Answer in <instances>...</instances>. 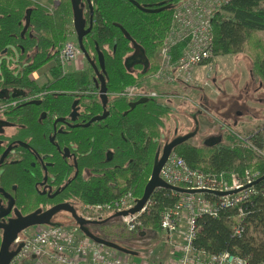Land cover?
I'll return each mask as SVG.
<instances>
[{"label": "trees", "instance_id": "16d2710c", "mask_svg": "<svg viewBox=\"0 0 264 264\" xmlns=\"http://www.w3.org/2000/svg\"><path fill=\"white\" fill-rule=\"evenodd\" d=\"M134 1L150 8L166 5L170 7L156 12H145L129 0H94L93 27L83 38L90 56H97L96 43L104 54L106 85L110 96L126 85L137 84L144 76L141 66L136 65L133 69L125 67L124 59L133 52V47L118 26H122L143 47L151 63L149 70L154 69V54L158 42L169 25L172 8L178 0ZM160 2L163 5L159 6ZM44 4L53 5V11H49ZM27 9H31L29 25L21 36ZM71 23L70 0H0L1 84L25 87L31 95L37 93L40 89L30 75L57 58L58 46L65 39V27ZM262 33L264 34V0H232L214 18V55L246 52L252 59L254 74L264 83ZM50 71L52 80L45 85L46 88L72 92L94 88L87 70L63 74L58 66ZM75 96L76 94L73 97ZM71 98L64 101L61 108L71 104ZM109 100V115L106 119L96 122L93 128H86L89 140L87 143L81 141L80 146L83 151L90 150L91 154L90 159L82 160L80 166L102 167L100 161H104V152L112 149L115 152L114 157L106 164L111 168L100 171L88 181H75L73 191L78 202L102 203L128 189L136 197H140L164 135L165 121L172 111L171 107L152 99L132 109L125 98L111 97ZM88 109L91 113L101 112L100 101L93 103ZM257 129L253 142L264 149V122ZM230 137L233 140L230 145L209 149L186 142L177 146L174 151L189 166L204 172L241 173L250 168L258 170L263 176L264 157L242 147L233 135ZM255 186L258 194L243 206L245 214L241 220L244 228L242 235H233L232 227L237 222L238 214L235 209L221 211L217 217L202 215L197 219L200 229L194 241L195 248L208 253L227 251L243 256L248 264H264V179ZM167 192L169 191L160 190L153 195L154 204L143 216L145 226L158 228L162 207L173 201ZM259 233L263 237L257 236Z\"/></svg>", "mask_w": 264, "mask_h": 264}, {"label": "built area", "instance_id": "2783aa9c", "mask_svg": "<svg viewBox=\"0 0 264 264\" xmlns=\"http://www.w3.org/2000/svg\"><path fill=\"white\" fill-rule=\"evenodd\" d=\"M91 2L94 0H90ZM232 0H178L171 12L169 25L158 42L155 51V68L149 72L141 85L124 86L113 97L127 99L151 97L162 100L172 97L171 93L158 92L148 88V83L194 86L203 89L208 80L199 79V69L210 66L213 59V22L216 14ZM74 34V31L72 29ZM82 56L76 40H65L59 45L57 59L62 67ZM16 99L0 100V116L15 106ZM240 145L264 157V149L253 142L258 131L239 134L230 125H223ZM261 176L258 170L250 168L237 172H204L191 167L174 150L169 154L160 170L161 179L169 185L202 190L200 193H180L168 190L173 198L171 204L163 206L158 218V229L164 234L169 245L170 259L167 264H248L243 256L231 253H208L195 248L194 241L200 229L197 219L202 215L217 217L221 211L236 210L238 221L233 225V235L241 236V223L246 203L258 194L251 185ZM167 190L157 187L142 209L134 214L120 217L125 229L130 233L144 232L143 216L154 204L153 195ZM237 192L218 195L217 192ZM131 190H126L112 199L96 204L83 205L78 213L87 220H100L115 212L128 210L136 204ZM17 242L23 246L11 264L30 260L31 264H41L42 259L56 264H163L149 257L140 261L121 254L87 237L76 223L61 226L39 225L19 236Z\"/></svg>", "mask_w": 264, "mask_h": 264}, {"label": "flooded vegetation", "instance_id": "af4514ba", "mask_svg": "<svg viewBox=\"0 0 264 264\" xmlns=\"http://www.w3.org/2000/svg\"><path fill=\"white\" fill-rule=\"evenodd\" d=\"M82 1L86 4V0ZM90 3L93 7L94 16V1H90ZM89 15V10L85 7V17L89 18ZM72 29L74 31L73 25ZM74 35L76 40L75 31ZM81 57L86 59L83 52ZM94 59L97 63V56ZM14 61L16 62V60ZM154 63L156 64L155 60ZM47 64L51 66H45V64L35 70L40 73L45 71L44 69L47 67V76H44L45 78L41 80L34 81L35 85L40 89L35 94H29V89L25 87L10 84L2 85L0 82V95L3 96V99L0 100H17L15 106L0 116V120L3 122L0 123V159L5 150L9 148L0 162V252L4 228L12 226L21 217L35 212L40 217L44 212L63 205L64 207L52 213L46 219V222L60 224V226L74 223L72 213L67 208H73L76 213H79L78 206L87 204L77 201L78 198L73 191L75 181H88L96 177L100 171L110 169L111 166L106 164L113 159L115 154L112 149L106 150L104 152V161H100L103 165L102 167L89 168L80 166L81 161L90 159L89 156L91 154L90 150L83 151L80 146L81 141L87 143L89 140L86 128H93L96 122L104 120L92 122L89 126H83L92 117L102 114L103 111L102 108L101 112L91 113L88 109L93 103L100 101L99 88L93 81L95 74L89 63L88 68L72 71H89L93 82V90L78 92L54 90L45 86L52 80L51 68L60 66L63 74L71 73V71L67 70L69 64L62 67L57 58ZM136 65L130 69H133ZM150 65L149 61L145 73L142 72V65H138L141 66V72L144 76L137 84L141 85L146 75L153 70H149ZM13 91L20 93V95L13 97ZM21 93H25V95L23 96ZM75 94L76 96L73 97ZM107 95L108 107L110 104L109 98L113 96H110L108 91ZM70 97H72L71 104L61 108L63 106L62 103ZM144 97L148 98V100L152 99L158 103L160 102L155 98ZM139 98L125 99L130 103ZM74 100L78 101L75 106L76 111L72 107ZM28 105L32 106L27 107ZM108 151L111 152L110 160H107ZM45 218L46 216H44ZM50 224L36 223L18 232L16 238L7 245L3 259L0 258V264H2V260L9 258L17 250L21 243L16 241L19 236H24L27 231L39 225ZM89 228L96 234V226L89 225ZM16 256L11 259L9 264L14 261Z\"/></svg>", "mask_w": 264, "mask_h": 264}, {"label": "rangeland", "instance_id": "374dc122", "mask_svg": "<svg viewBox=\"0 0 264 264\" xmlns=\"http://www.w3.org/2000/svg\"><path fill=\"white\" fill-rule=\"evenodd\" d=\"M37 1L42 2V0ZM44 5H47L49 11H53V5ZM262 35L264 36L263 33ZM68 39L75 40L72 23L66 25L65 39L60 44ZM45 66L51 65L46 64ZM44 70L36 73L37 80L47 76V67ZM199 72V79L203 80L208 76L206 84L202 85L203 89L180 84L162 85L153 81L148 83V87L152 90L173 95L158 100L172 108L168 119L165 121L166 128L159 146L177 134L191 131L194 128L191 114H196L199 127L196 136L187 143L200 148H206L204 141L214 134L222 136L221 142L207 148L213 149L219 145L232 144L233 140H231L230 133L225 128L223 129V125H230L235 132L242 135L258 130L257 127L262 122L259 120L262 116L259 115L257 108V102L261 97L258 95L260 81L254 74L252 59L246 52L214 56L210 61V66L200 68ZM199 111L202 112L200 115L198 114ZM249 119L251 121H248ZM78 209L80 210L79 213L83 212V206L79 205ZM95 230L98 236L137 250L136 256L129 255L133 260L140 261L149 257L163 264L169 262V245L165 241L164 234L158 228L144 225L141 230L144 231L143 235H140V232L130 233L125 229L120 217H117L108 220L105 224L96 226ZM257 236L263 237V234L259 233ZM31 263L30 260H21L15 264ZM41 264L56 263L42 259Z\"/></svg>", "mask_w": 264, "mask_h": 264}, {"label": "water", "instance_id": "95a60500", "mask_svg": "<svg viewBox=\"0 0 264 264\" xmlns=\"http://www.w3.org/2000/svg\"><path fill=\"white\" fill-rule=\"evenodd\" d=\"M131 1L137 8L145 11V12H156L159 10H162L164 8H168L170 7L169 5L166 6H161L163 5V2L158 3L159 6H161L160 8H150L148 6H142L140 5L138 2L134 1V0H129ZM71 3V7H72V25L76 34V40L77 43L81 49V51L83 52L87 62L89 63V65L91 66L92 70L94 71V77H93V81L95 83V85L99 88V99L100 102L102 104V114L97 115L92 117L87 123L83 124V126H89L92 122L95 121H99L102 119H105L108 115H109V111L107 109V103H108V95H107V86H106V70H105V64H104V54L103 52L99 49L98 44H95V48H96V52H97V63L95 62V59L92 58L89 53L86 51L84 43H83V38L89 34L92 30L93 27V7L90 3L89 0H86V4L85 2H83L82 0H70ZM85 7L88 8L89 10V18L85 17ZM30 13H31V9H27L26 13H25V24L21 30V36L24 35V33L26 32L28 25H29V19H30ZM120 28V30L122 31V33L124 34V36L131 42L132 47H133V52L128 55L127 57H125L124 59V65L127 69H130L132 66L134 65H142L143 69L142 72L145 73L148 65H149V59L145 54V51L143 49L142 46H140L139 44H137L129 35V33L122 27V26H118ZM20 95V93H15L13 91L12 96H18ZM21 95H25V93H21ZM0 99H3V96L0 95ZM148 101V98L142 97L139 98L135 101H132L128 104L129 108L132 109L134 108L136 105L144 103ZM78 103L77 100H74L72 103V107L74 108V111H76V104ZM202 112L199 111L198 114L200 115ZM192 120L194 122V129L186 132L184 134H177L175 135L172 139L164 142V144L162 146H159L158 149L156 150L154 159H153V164H152V169H151V173L150 176L148 178V181L146 182L142 195L136 199V204L134 205V207L128 209V210H123V211H118L115 212L103 219L100 220H87L85 218H83L82 216H80L78 213H76L74 211L73 208H67L69 209V211L72 213V217L74 219V223H76L80 230L90 239H92L93 241L100 243L102 245H105L106 247H110L112 249H114L115 251L124 254V255H131V256H136L138 254L137 251H135L132 248L129 247H125L115 241L103 238L101 236L96 235L95 233H93L90 228L89 225H94V226H98V225H102L105 224L108 220L113 219V218H117V217H122V216H126L128 214H134L139 212L142 207L145 205V203L147 202V200L150 198V196L152 195V193L154 192V190L157 187H162L164 189L167 190H173L176 192H180V193H200L203 192L202 190H190V189H185V188H180V187H175L172 185L167 184L166 182H164L161 177H160V170L163 166V164L165 163L167 157L169 156V154L179 145L186 143L187 141H189L190 139L194 138L195 135L198 132V121H197V117L196 114L192 115ZM0 123H3L0 120ZM222 136L219 135H213L210 136L209 138H207L204 141V145L207 147H212L215 146L217 144H219L221 142ZM9 150V148H7L3 154V156L0 159V162L2 161L4 155L7 153V151ZM111 159V152L108 151L107 152V160ZM264 179V175L260 176L258 179H256L251 185H256L259 181ZM237 192V190L231 191V192H217L218 195H226V194H232ZM62 207H64L63 205H59L55 208H53V210H49L43 213L42 216L38 217L39 215H37V212L29 214L25 217H21L19 219H17L14 224L12 226L9 227H5L4 228V233H3V243H2V247H1V252H0V258L3 259V254L4 251L7 247V245H9L17 236V233L20 232L21 230L34 225V224H50L48 222H46V219L55 211L61 209ZM44 216H46V218L44 219ZM52 226H60V224H50ZM144 232H141L140 235H143ZM23 243H20L17 250L15 252H13V254L9 257V258H5L4 260H2V264H9L11 259L16 256V254L20 251V249L22 248Z\"/></svg>", "mask_w": 264, "mask_h": 264}, {"label": "crops", "instance_id": "0c3cea01", "mask_svg": "<svg viewBox=\"0 0 264 264\" xmlns=\"http://www.w3.org/2000/svg\"><path fill=\"white\" fill-rule=\"evenodd\" d=\"M35 1H37V0H35ZM85 68H88V63H87L86 59L81 57V58L75 60L74 62L70 63L67 67V70L72 72V71H80V70H83ZM36 73H37V71H34L30 75V78L34 81H37V77L35 76ZM258 95L261 96L259 99V102H257V104H258L257 108H258L259 115L262 116L261 118H259V120L262 121L261 122V124H262L264 122V83H262V82H259V85H258ZM248 121H251V119H249Z\"/></svg>", "mask_w": 264, "mask_h": 264}]
</instances>
